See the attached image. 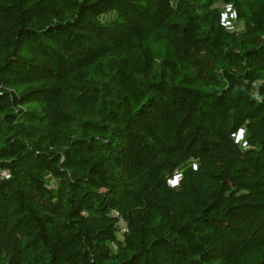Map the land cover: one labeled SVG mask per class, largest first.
Segmentation results:
<instances>
[{
	"label": "trees",
	"instance_id": "16d2710c",
	"mask_svg": "<svg viewBox=\"0 0 264 264\" xmlns=\"http://www.w3.org/2000/svg\"><path fill=\"white\" fill-rule=\"evenodd\" d=\"M0 169V264H264V0H0Z\"/></svg>",
	"mask_w": 264,
	"mask_h": 264
},
{
	"label": "built area",
	"instance_id": "2783aa9c",
	"mask_svg": "<svg viewBox=\"0 0 264 264\" xmlns=\"http://www.w3.org/2000/svg\"><path fill=\"white\" fill-rule=\"evenodd\" d=\"M9 176H10V174H9L8 170L0 169V178H8ZM178 179H179V174L174 175L171 179L168 180V185L170 187L177 185ZM112 214L119 218L118 228H119L120 232H123L125 229V224H124L123 220L119 217L118 212L114 211Z\"/></svg>",
	"mask_w": 264,
	"mask_h": 264
},
{
	"label": "rangeland",
	"instance_id": "374dc122",
	"mask_svg": "<svg viewBox=\"0 0 264 264\" xmlns=\"http://www.w3.org/2000/svg\"><path fill=\"white\" fill-rule=\"evenodd\" d=\"M224 10H225V19L228 27L231 30H239L242 24L235 20L233 13L230 10H228L227 7L224 8Z\"/></svg>",
	"mask_w": 264,
	"mask_h": 264
}]
</instances>
